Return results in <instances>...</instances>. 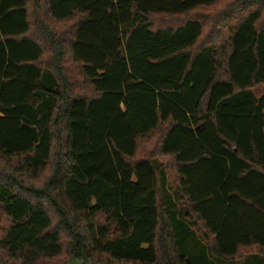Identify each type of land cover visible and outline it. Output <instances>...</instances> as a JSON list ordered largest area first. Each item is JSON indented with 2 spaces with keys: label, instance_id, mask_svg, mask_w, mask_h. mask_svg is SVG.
Instances as JSON below:
<instances>
[{
  "label": "trees",
  "instance_id": "1",
  "mask_svg": "<svg viewBox=\"0 0 264 264\" xmlns=\"http://www.w3.org/2000/svg\"><path fill=\"white\" fill-rule=\"evenodd\" d=\"M217 1L0 0V264H264V0L200 46Z\"/></svg>",
  "mask_w": 264,
  "mask_h": 264
},
{
  "label": "rangeland",
  "instance_id": "2",
  "mask_svg": "<svg viewBox=\"0 0 264 264\" xmlns=\"http://www.w3.org/2000/svg\"><path fill=\"white\" fill-rule=\"evenodd\" d=\"M237 0H218L215 4L211 6H204L196 9L192 12L189 18H199L205 23V30L202 38L200 39V46L206 44L210 41H220L222 37H227L229 34V28L227 25L231 24L232 21H235L238 16L240 15V9L237 7ZM75 20H70L66 22H57L51 23L52 25L55 24V27L52 29L55 30L58 34H61V37H66L68 34V30L70 29L71 25L74 23ZM152 21L155 26L163 27V26H178L184 20L179 18L178 16H171V15H153ZM223 21H229L226 24H223ZM67 69L71 77H73L78 86L76 88L81 89L83 92L95 95L93 89L87 85V83L83 80L82 75H80L79 67L71 60L67 58ZM254 94L257 97H264V84H260L253 89ZM149 138H143L140 140V149H139V156L144 155V150L147 151L149 148H152L153 151H159V146L157 144L158 134L154 133L148 136ZM149 141V144H147ZM146 147H149L146 149ZM163 160H168L164 157H159ZM19 163L17 159H13L11 162L7 161L6 159L0 160V170H4L6 173H14L16 177L23 181L25 177H23V173L18 171H14L13 167H17ZM169 175H170V186L175 187L176 189V177L173 170L171 171V167L169 166ZM40 184V183H39ZM173 191V190H172ZM26 194V193H24ZM180 207H183V203L179 202ZM1 215H2V224L0 226V237L6 232L10 225V219L7 217L3 209L0 207ZM101 221H106L104 216L100 218ZM243 252V251H241ZM241 254V253H240ZM126 264V263H123Z\"/></svg>",
  "mask_w": 264,
  "mask_h": 264
}]
</instances>
